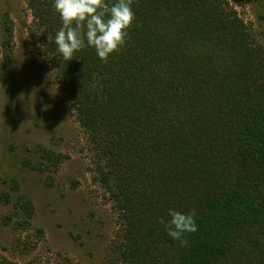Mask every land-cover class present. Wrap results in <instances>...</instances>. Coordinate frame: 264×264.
Returning a JSON list of instances; mask_svg holds the SVG:
<instances>
[{
	"label": "trees",
	"instance_id": "1",
	"mask_svg": "<svg viewBox=\"0 0 264 264\" xmlns=\"http://www.w3.org/2000/svg\"><path fill=\"white\" fill-rule=\"evenodd\" d=\"M259 5L264 11V0ZM26 6L33 44L53 67L85 136L93 179L117 215L110 263L264 264V44L234 6L133 0L126 43L107 63L90 47L64 60L54 42L62 26L54 0ZM2 30L10 63L8 12ZM40 156L55 169L68 159L45 148ZM17 193L14 201L4 194L12 207L3 221L18 234L14 251L25 252L20 235L39 230L31 199ZM169 209L196 213L187 246L160 223ZM0 264L19 263L0 256Z\"/></svg>",
	"mask_w": 264,
	"mask_h": 264
},
{
	"label": "rangeland",
	"instance_id": "2",
	"mask_svg": "<svg viewBox=\"0 0 264 264\" xmlns=\"http://www.w3.org/2000/svg\"><path fill=\"white\" fill-rule=\"evenodd\" d=\"M228 1L264 44L260 0ZM5 12L13 37L10 63L0 46V256L19 264L34 259L111 264L117 215L93 179L83 131L58 91L53 67L33 44L26 0H0V42ZM43 148L68 159L50 167L40 156ZM17 192L31 199L32 223L39 230L33 237L20 235L30 246L25 252L14 251L18 234L3 221L12 207L3 196L9 193L14 201Z\"/></svg>",
	"mask_w": 264,
	"mask_h": 264
},
{
	"label": "clouds",
	"instance_id": "3",
	"mask_svg": "<svg viewBox=\"0 0 264 264\" xmlns=\"http://www.w3.org/2000/svg\"><path fill=\"white\" fill-rule=\"evenodd\" d=\"M132 4L133 0H116L111 5L106 0H54V9L62 24L54 37L57 51L64 60L70 61L75 53L90 47L107 63L109 56L126 43L128 29L135 19ZM51 40L53 37L49 34L48 41ZM168 215L170 219L161 218L160 223L169 237L187 246L185 234L198 230L195 211L169 209Z\"/></svg>",
	"mask_w": 264,
	"mask_h": 264
}]
</instances>
